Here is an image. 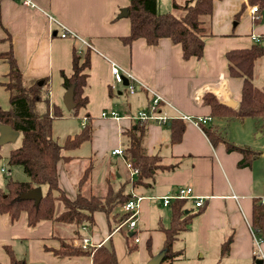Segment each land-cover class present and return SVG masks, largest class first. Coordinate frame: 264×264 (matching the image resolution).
Returning a JSON list of instances; mask_svg holds the SVG:
<instances>
[{
	"label": "crops",
	"instance_id": "crops-1",
	"mask_svg": "<svg viewBox=\"0 0 264 264\" xmlns=\"http://www.w3.org/2000/svg\"><path fill=\"white\" fill-rule=\"evenodd\" d=\"M31 1L33 6L21 0H0V55L11 49L23 83L38 84L41 97L36 104L38 109L51 114L58 108L61 115L54 119L66 117L65 109L70 117L79 118V130L65 138L80 133L85 125L91 128L88 140L74 149L62 150L64 158L57 163L58 185L70 199L75 198L78 186L85 196H104L109 187L115 191L122 186L129 197H139L135 229L139 240L135 242L132 232L121 226L125 219L120 218L128 214L124 204L109 215L95 211L92 222L80 224L45 220L29 227L23 212L15 222L6 213H0V264H93L92 253L87 252L101 244L114 250L117 264H146L164 249L163 228L170 224L169 204L175 199L164 204V198L187 187L193 196L202 197V204L196 206L194 198L186 199L185 212L192 214L191 222L178 234L174 249L179 255L169 264H251L259 258L264 263V240L259 246L263 255L257 257L251 230L253 199L264 200L260 168L263 153L249 166L240 167L238 161L242 155L227 151L224 142L213 144L203 130L217 126L225 135L221 126L231 119H214L203 96L211 93L227 108L238 106L242 79L230 76L225 54L255 43L264 46L262 11L251 13L253 5L248 0H213L211 14L200 17L203 55L185 58L180 44L167 37L154 45L143 37L126 41L130 19L118 14L121 8H127L130 0ZM156 1L159 13L179 16L182 9L174 8L173 3L183 6L187 0ZM62 25L74 35L61 37ZM85 53L89 66L80 93L85 104L74 112V107L67 109L64 105V94L69 87L63 85L62 76L72 74L74 54ZM112 62L147 88L142 86L129 93L128 80L124 79L126 84L124 80L114 82ZM255 62L253 83L258 87L254 82ZM8 71L7 60L0 56V107L4 110L10 108L9 91L4 86ZM262 83L259 88L264 86ZM154 94L161 99L153 110ZM102 111H114L118 118L102 117ZM139 111L167 118L141 120L137 118ZM182 115H209L212 120L198 127L182 119ZM174 119L183 122L184 130L181 139L171 143L170 123ZM141 123L145 127L142 145L148 155L159 156L162 168L151 179L136 182L138 173L131 182L123 155L113 154L112 150H123L126 132ZM86 169L88 172L80 185ZM0 170L5 176L4 167ZM40 188L43 194L46 186ZM118 211L119 216L113 214ZM127 236L131 238L127 240ZM84 238L88 240L86 248L81 244ZM227 239L230 249L223 256L221 247ZM62 242L84 252L58 254ZM127 242L136 245V249L128 251Z\"/></svg>",
	"mask_w": 264,
	"mask_h": 264
},
{
	"label": "trees",
	"instance_id": "trees-1",
	"mask_svg": "<svg viewBox=\"0 0 264 264\" xmlns=\"http://www.w3.org/2000/svg\"><path fill=\"white\" fill-rule=\"evenodd\" d=\"M213 0H187L183 6L173 3L174 8H181L182 13L176 16L170 12L159 13L156 0H130L127 6V16L130 19V34L126 41L143 37L150 45H154L162 37L171 39L178 43L185 58L191 56L200 58L203 55L204 40L202 39V27L200 17L212 12ZM250 5H256L259 12L264 11V0H248ZM242 5L241 10L244 9ZM264 55V46L255 43L248 48L231 49L225 54L230 76L242 79L241 96L235 109L227 108L220 104L211 93L203 96L204 101L211 108V116L217 120H229L235 118H255L262 120L264 128V86L256 87L253 83L254 62ZM9 64L7 73L8 82L4 84L9 91L10 108L4 110L0 107V123L8 124L20 133L21 139L17 147L11 149L7 155L8 165H20L28 179L24 181L13 180L6 177L4 188H0V213H6L11 222L18 220L23 212L26 215L27 225L33 227L41 221L54 220L59 223L92 222L93 213L102 211L109 215L113 209L123 205L130 197L123 187L119 190L108 188L104 196H85L80 192L78 186L74 199L68 198L58 185L57 163L63 159L62 150H71L78 147L83 141L91 136V128L85 125L80 133L72 138L67 137L59 144L52 134V122L54 117L60 116L58 108H54L50 114L48 110H40L36 107L40 101V87L37 83L26 85L23 83L21 71L16 63L11 49L0 55ZM89 66V57L74 54L73 72L67 77L63 74V85L70 87L74 85L73 111L85 104V98L80 97L82 87L85 84L86 69ZM184 130L182 121L174 119L170 123V142L176 143L181 139ZM209 140L214 144L224 142L227 151H237L242 155L238 161L240 167L249 166L260 152L249 146L239 145L223 135L217 126L203 128ZM145 133L144 124H136L126 132V144L123 149L124 161H130L139 171L136 182H144L152 178L155 171L162 168L158 161L159 156L148 155L142 145ZM80 178L81 185L87 174ZM46 186L40 201L36 205L31 199H21L20 194L28 192L35 186ZM186 199L175 198L170 204V224L163 228L165 234V254L161 264H169L179 255L174 249V243L180 232L186 230L190 225L192 214L185 212ZM57 203L61 204V210H56ZM118 215V212H113ZM115 216V217H116ZM124 214L120 219L127 218ZM251 227L255 235L264 240V200L253 199L251 212ZM131 236H127V240ZM136 245L127 242L128 251H134ZM230 239L223 242L221 254H228ZM73 246L62 242L56 253L74 254L81 252ZM84 252V251H82ZM92 253L93 264H117L113 249L101 244L87 252ZM251 264H256L253 261Z\"/></svg>",
	"mask_w": 264,
	"mask_h": 264
},
{
	"label": "rangeland",
	"instance_id": "rangeland-1",
	"mask_svg": "<svg viewBox=\"0 0 264 264\" xmlns=\"http://www.w3.org/2000/svg\"><path fill=\"white\" fill-rule=\"evenodd\" d=\"M261 43L264 45V41H262ZM255 71L257 76L255 75L254 82L259 87L261 84H263L262 82H264V56H262L255 62ZM63 113L68 118L62 117L54 119L52 123L53 137L59 144L63 143L66 135H68L69 133H73V131H78L80 123L78 117H70V115L68 114V110L65 109ZM256 122H258V124ZM262 122V120H257L250 117L245 118L243 121L231 119L228 121V123H224L221 126V129L225 132V136L234 141V143L249 146L250 148L259 151L260 154L263 153V155L261 156L262 161H260V168L263 171L262 176L264 177V128L261 126ZM20 139L21 136H19L14 143H6L1 145L0 147V169L1 167H4L6 171L5 176H3L4 174L0 170L1 188H4L6 177H11L13 180L18 181H24L28 179L27 175L23 172V169L20 165L10 166L8 165L6 160L9 149L14 146H18L20 143ZM59 209L60 203H57L56 210L59 211ZM120 214L121 213L118 211L117 216H119ZM262 250L264 251V248H262Z\"/></svg>",
	"mask_w": 264,
	"mask_h": 264
},
{
	"label": "built area",
	"instance_id": "built-area-1",
	"mask_svg": "<svg viewBox=\"0 0 264 264\" xmlns=\"http://www.w3.org/2000/svg\"><path fill=\"white\" fill-rule=\"evenodd\" d=\"M21 2L23 4H26V5H31V6L34 5L31 0H21ZM250 11H251V13H256L258 11L257 6H255V5L251 6ZM62 27H63L62 31L60 32L61 37H66L70 34H73L70 30L65 28L63 25H62ZM253 39L258 41V39L255 36H253ZM111 71H112V76H113L114 82L122 83V81L124 79L128 80V83L126 84V90L129 93L135 92L136 90L140 89L142 86L147 88L141 82H137V80L133 77V75L130 72L124 70L123 68H121L120 66H118L114 62L111 63ZM160 99H161L160 96L154 94V97L151 100V108L153 110L155 107L158 106ZM101 116L102 117L118 118L117 113L114 111H102ZM137 118L141 119V120L148 119V118H155V119L160 120V121H165L167 117L164 115L151 116V114H147L144 111H139ZM181 118L184 120H188V121L192 122L194 125H196L198 127H200V126L202 127L204 124H207L208 122H210L212 120V117L209 115H207V116H195V117L182 115ZM112 153L122 156L123 150H121L120 148H115L112 150ZM126 167L128 168V171H129V176H130L129 179L132 182L133 177L135 175H138L139 171L136 167H134L131 164L130 161H126ZM171 198H184V199H189V198L193 199L194 198L196 206H200L202 204V197L193 196L191 194V188H189V187L179 190L178 194H176L174 196L164 198V204H168ZM139 199H140L139 197H136L135 195H131V197L128 199V201H126L124 203L123 207L128 212V216L121 224V226L122 225L125 226L126 232H132V234L134 236L133 239L135 242H137L139 240L138 236L136 235V230H135L137 227V213H138L137 209H138ZM252 236H253V240H254V246L256 248L255 249L256 256L262 257L263 254L259 249V246H260L262 239L257 237L253 230H252ZM87 242H88V240L86 238H84L82 240L81 244H82L83 248L87 247V245H88Z\"/></svg>",
	"mask_w": 264,
	"mask_h": 264
},
{
	"label": "water",
	"instance_id": "water-1",
	"mask_svg": "<svg viewBox=\"0 0 264 264\" xmlns=\"http://www.w3.org/2000/svg\"><path fill=\"white\" fill-rule=\"evenodd\" d=\"M126 15H127V8L126 7L121 8V11L118 14V16L121 17ZM261 16H262L261 21L264 22V11L261 12ZM123 82L124 84H126V80H124ZM73 89H74V85L70 86L67 89L66 93L64 94V105L66 106L67 109H71L75 105L73 102ZM18 135L19 132L13 129L10 125L0 123V146L8 142H14L17 139ZM42 195L43 194L40 186H35L32 189H30L28 192L20 194L19 197L21 199H31L37 205ZM164 254H165V249L161 250L156 255H154L146 264H161V260L164 257ZM255 263L262 264L263 260L260 258L256 259Z\"/></svg>",
	"mask_w": 264,
	"mask_h": 264
}]
</instances>
